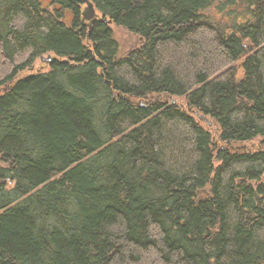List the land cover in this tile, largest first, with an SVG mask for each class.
Instances as JSON below:
<instances>
[{"label": "trees", "instance_id": "16d2710c", "mask_svg": "<svg viewBox=\"0 0 264 264\" xmlns=\"http://www.w3.org/2000/svg\"><path fill=\"white\" fill-rule=\"evenodd\" d=\"M90 1L0 0V264H264V0Z\"/></svg>", "mask_w": 264, "mask_h": 264}, {"label": "rangeland", "instance_id": "374dc122", "mask_svg": "<svg viewBox=\"0 0 264 264\" xmlns=\"http://www.w3.org/2000/svg\"><path fill=\"white\" fill-rule=\"evenodd\" d=\"M115 35L117 36V39L122 42V44L126 47H128V45L133 41L131 39V37L129 35H127L125 32L123 31H119L116 30ZM49 55V54H48ZM52 56V54H50ZM44 57H46V54L43 55ZM39 63V65L37 66V64ZM32 68V69H31ZM49 68L48 64L46 62H43L40 57H38L37 59H35V61L33 62V64L30 66V70L29 71H33V72H45L47 71ZM43 70V71H42ZM28 72V71H27ZM27 72H25V70L21 71L18 75L19 77L25 75ZM141 104H146L147 101L143 100H139Z\"/></svg>", "mask_w": 264, "mask_h": 264}, {"label": "water", "instance_id": "95a60500", "mask_svg": "<svg viewBox=\"0 0 264 264\" xmlns=\"http://www.w3.org/2000/svg\"><path fill=\"white\" fill-rule=\"evenodd\" d=\"M83 2L85 3V7L82 10V20L88 21L87 25H88V27H91L93 20L98 17V14L95 11V7L90 0H83ZM41 60L43 62H49L51 60V56L50 55H47L46 57L42 56ZM174 102H175V99H170V103H174ZM195 114L199 119L206 121L205 117H203L200 113L195 112ZM227 143H229V142H227Z\"/></svg>", "mask_w": 264, "mask_h": 264}, {"label": "bare ground", "instance_id": "6f19581e", "mask_svg": "<svg viewBox=\"0 0 264 264\" xmlns=\"http://www.w3.org/2000/svg\"><path fill=\"white\" fill-rule=\"evenodd\" d=\"M85 26V25H84ZM86 27V26H85ZM39 65V63L37 64V66ZM49 66V65H48ZM43 71V70H42Z\"/></svg>", "mask_w": 264, "mask_h": 264}]
</instances>
